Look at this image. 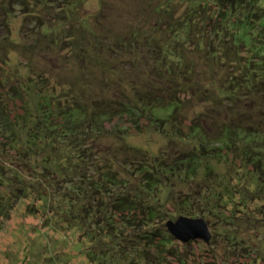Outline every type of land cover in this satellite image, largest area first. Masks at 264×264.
Instances as JSON below:
<instances>
[{
    "label": "trees",
    "instance_id": "trees-1",
    "mask_svg": "<svg viewBox=\"0 0 264 264\" xmlns=\"http://www.w3.org/2000/svg\"><path fill=\"white\" fill-rule=\"evenodd\" d=\"M0 2V29L7 27L0 37V216L32 195L28 212L42 207L91 239L120 223L128 231L144 227L119 237L126 264H143L153 244L172 257L168 213L152 193L159 181L172 170L188 178L194 163L209 167L207 141L219 144L212 155L222 159L224 150L239 153L242 133L264 135L262 0H144L128 11L97 0L86 13V0ZM7 6L20 9L15 41ZM67 16L78 17L81 28L72 18L58 29ZM98 16L111 23L126 16L125 29L114 33ZM247 42L254 50L244 54ZM67 44L72 57L65 60H75L81 83L77 90H48L45 70L32 66L33 53L52 47L49 56L57 58ZM11 52L24 63H10ZM144 122L161 129L157 152L124 135L143 131ZM177 213L191 216L183 208ZM96 250L90 247L89 255ZM185 251L179 264L191 253Z\"/></svg>",
    "mask_w": 264,
    "mask_h": 264
},
{
    "label": "rangeland",
    "instance_id": "rangeland-1",
    "mask_svg": "<svg viewBox=\"0 0 264 264\" xmlns=\"http://www.w3.org/2000/svg\"><path fill=\"white\" fill-rule=\"evenodd\" d=\"M96 1L86 0L82 13L96 10ZM106 1L114 8L119 7L128 11L134 7H140L144 0ZM262 2L264 3V0ZM6 8L10 10L9 19L13 17L9 23L12 29L9 37L15 41L19 39V33H16L19 23L14 21L17 20L14 17L20 14V9L13 6ZM24 15L28 18L29 13L25 12ZM53 17L50 20L57 24L60 19ZM107 17L95 18L99 20L100 25L102 24L104 28L109 27L114 33L125 29L126 16L117 19L114 23H111ZM67 18H69L67 21L58 25L60 27H56L58 29L68 28L65 24L73 18L77 26L81 28L82 21L78 20V17L67 16ZM3 34H7V27L0 29V37ZM255 39L253 42L259 45L258 36ZM72 46L67 44L65 51L59 53L57 58H52V53L49 56V50L53 51L52 47H46L47 52L33 53L35 56L32 58L36 59L32 66L34 70L44 69L46 71H44V77L47 80L45 87L48 90L55 88L58 91L61 86L77 90L76 88L81 83V71L75 64V60L73 58L69 62L65 60L72 57ZM250 48L254 50L251 42H247L242 51L245 54ZM8 55L10 63L18 61L24 63L23 59H26L24 57L22 59L14 52ZM61 65L62 70L55 69L56 66ZM96 72L98 74L99 71ZM144 124L147 125V122ZM160 130V128L155 130L151 125H147L143 131L130 132L126 129L124 135H127L131 143L146 145L147 148L149 146L148 149L157 152L158 148H162L164 144V136L159 133ZM262 140H264V135L258 138L247 132L242 133L238 139L240 147L237 151L239 153L229 154L223 149L222 159L212 155L218 150L216 148L219 144L207 141L205 145L212 147L208 148L204 154V158H207L206 161L210 163L209 167H200L199 164L194 163L191 165H195L196 169L193 170L195 173H188V178L183 176L184 172L181 175L177 174L176 170H172L169 172L170 177H163L159 181L160 185L152 193L158 197L162 207L167 210L168 214L164 221L175 220L178 217L177 212L182 208L189 210L191 211L190 217H200L206 221L211 238L208 244L201 239L191 240L189 244L173 239V256L170 258L163 246L155 247L153 244L151 251L157 257L154 259L152 254L149 256L150 259L147 257L146 260L141 261L143 264L148 260V264H179L178 257L185 255V249L191 253L184 258L186 260L184 264H264V144L261 145ZM193 145L191 141V147ZM177 148L178 145L174 142L172 150ZM249 156L252 158L249 159ZM28 173L23 170V175L28 176ZM148 194L153 197L151 193ZM32 197L29 195L17 200V204L10 210L7 218L3 217V213L0 216V264H126L127 260L122 258L118 251L119 243L123 241L119 237H125L128 232L137 234L144 229V227L141 229L136 226L128 231V228L120 223L115 225L113 230L106 229L108 233L100 232L99 235L95 233V238L91 239L84 235V229H77L58 221L59 217L56 214L42 207L34 213L28 212V204L33 202ZM180 200L188 201L182 205ZM179 207L181 208L178 209ZM155 222L159 223L157 220ZM107 234L112 235L107 238ZM99 236H105L106 239L99 238ZM142 245L147 247L145 243L139 244L137 245L138 251H141ZM90 247L97 249L96 254L89 255Z\"/></svg>",
    "mask_w": 264,
    "mask_h": 264
},
{
    "label": "water",
    "instance_id": "water-1",
    "mask_svg": "<svg viewBox=\"0 0 264 264\" xmlns=\"http://www.w3.org/2000/svg\"><path fill=\"white\" fill-rule=\"evenodd\" d=\"M167 231L183 243L189 244L191 240L201 239L206 244L210 242L211 233L208 225L203 218H191L187 216H178L175 220L165 221Z\"/></svg>",
    "mask_w": 264,
    "mask_h": 264
}]
</instances>
